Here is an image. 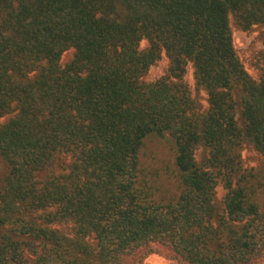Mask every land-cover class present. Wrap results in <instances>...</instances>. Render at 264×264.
Instances as JSON below:
<instances>
[{
    "label": "trees",
    "instance_id": "obj_1",
    "mask_svg": "<svg viewBox=\"0 0 264 264\" xmlns=\"http://www.w3.org/2000/svg\"><path fill=\"white\" fill-rule=\"evenodd\" d=\"M231 19L264 26V0H0V264H123L152 243L186 264L263 255L264 166L241 153L264 158V71ZM151 137L164 165H143Z\"/></svg>",
    "mask_w": 264,
    "mask_h": 264
},
{
    "label": "rangeland",
    "instance_id": "obj_2",
    "mask_svg": "<svg viewBox=\"0 0 264 264\" xmlns=\"http://www.w3.org/2000/svg\"><path fill=\"white\" fill-rule=\"evenodd\" d=\"M230 26L232 30L233 44L237 51V54L248 74L257 79L264 71V26H254L250 30L240 29L234 22L230 20ZM147 46V41L142 40L139 44L141 49ZM73 55V50L69 49L65 51L60 58V63L63 65ZM167 59L164 53L161 57L150 66L147 74L144 77L146 82L154 81L157 78L167 74ZM183 81L189 88L192 97L201 106L206 108L207 95L203 89L197 88L193 77V69L191 64L186 66L185 73L183 75ZM170 142L168 138L151 137L147 140L145 154L142 157L143 165L160 166L164 165L161 159L168 160L170 157ZM200 159V151L196 154ZM242 163L244 167L248 169L258 170L264 166V158L255 152L252 148H249L247 144H244L242 148ZM68 158L63 156V162H58V168L64 166ZM2 169L0 168V172ZM160 173H164L163 170ZM225 190L222 185L219 184L216 187V201L221 202ZM66 227V226H61ZM67 228V227H66ZM123 264H186L180 259L176 258L172 251L164 244L152 243L147 248H141L132 255L124 258ZM253 264H264V252L263 255L254 261Z\"/></svg>",
    "mask_w": 264,
    "mask_h": 264
}]
</instances>
